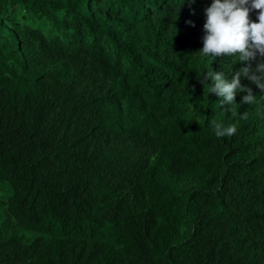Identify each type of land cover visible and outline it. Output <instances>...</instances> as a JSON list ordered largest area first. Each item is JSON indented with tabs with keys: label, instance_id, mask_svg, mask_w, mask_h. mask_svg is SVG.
Here are the masks:
<instances>
[{
	"label": "trees",
	"instance_id": "trees-1",
	"mask_svg": "<svg viewBox=\"0 0 264 264\" xmlns=\"http://www.w3.org/2000/svg\"><path fill=\"white\" fill-rule=\"evenodd\" d=\"M212 2L0 0V264H264V92L199 82L264 58L198 53Z\"/></svg>",
	"mask_w": 264,
	"mask_h": 264
},
{
	"label": "clouds",
	"instance_id": "clouds-1",
	"mask_svg": "<svg viewBox=\"0 0 264 264\" xmlns=\"http://www.w3.org/2000/svg\"><path fill=\"white\" fill-rule=\"evenodd\" d=\"M251 10H258V22L249 21ZM205 16V35L203 48L198 52L200 55L215 59L238 54L237 59L241 63L257 60L258 56L264 58V0H213L211 6L205 9ZM241 77H246L264 92V60L258 61L255 69L251 66L239 69L230 81L224 78L223 73H213L208 66L207 70H202L199 82L208 86L209 93L221 98V107L238 116L237 111L233 110L238 91L247 93L242 97V103L252 105L256 102L251 89L241 87ZM247 115L245 112L239 118L247 119ZM212 126L217 137H230L237 131L235 123L224 125L212 121Z\"/></svg>",
	"mask_w": 264,
	"mask_h": 264
},
{
	"label": "rangeland",
	"instance_id": "rangeland-1",
	"mask_svg": "<svg viewBox=\"0 0 264 264\" xmlns=\"http://www.w3.org/2000/svg\"><path fill=\"white\" fill-rule=\"evenodd\" d=\"M1 195V194H0Z\"/></svg>",
	"mask_w": 264,
	"mask_h": 264
}]
</instances>
